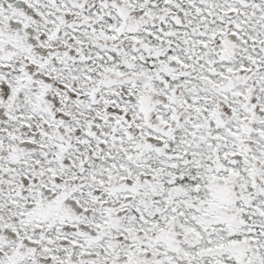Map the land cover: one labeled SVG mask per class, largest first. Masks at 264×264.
Returning a JSON list of instances; mask_svg holds the SVG:
<instances>
[{"label":"snow or ice","instance_id":"6c2138e0","mask_svg":"<svg viewBox=\"0 0 264 264\" xmlns=\"http://www.w3.org/2000/svg\"><path fill=\"white\" fill-rule=\"evenodd\" d=\"M0 264H264V0H0Z\"/></svg>","mask_w":264,"mask_h":264}]
</instances>
